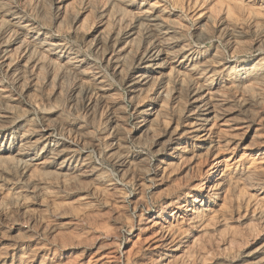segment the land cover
<instances>
[{"label":"rangeland","instance_id":"rangeland-1","mask_svg":"<svg viewBox=\"0 0 264 264\" xmlns=\"http://www.w3.org/2000/svg\"><path fill=\"white\" fill-rule=\"evenodd\" d=\"M0 264H264V0H0Z\"/></svg>","mask_w":264,"mask_h":264},{"label":"bare ground","instance_id":"bare-ground-1","mask_svg":"<svg viewBox=\"0 0 264 264\" xmlns=\"http://www.w3.org/2000/svg\"><path fill=\"white\" fill-rule=\"evenodd\" d=\"M215 162L216 163L212 167H210V169H212L213 172L211 173L212 175L211 174L209 175L208 180H210V178L214 179L216 177L215 172L219 171V169L221 168V160H219V157H216ZM213 173H215V174L213 175ZM203 189H204V184L202 183V190Z\"/></svg>","mask_w":264,"mask_h":264}]
</instances>
